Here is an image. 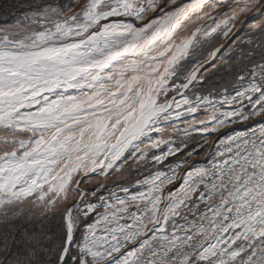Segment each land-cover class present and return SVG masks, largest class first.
Here are the masks:
<instances>
[{"label":"snow or ice","instance_id":"1","mask_svg":"<svg viewBox=\"0 0 264 264\" xmlns=\"http://www.w3.org/2000/svg\"><path fill=\"white\" fill-rule=\"evenodd\" d=\"M77 3L0 8V264H264V0ZM251 20L236 65L204 56ZM192 133L205 163L161 170Z\"/></svg>","mask_w":264,"mask_h":264},{"label":"rangeland","instance_id":"2","mask_svg":"<svg viewBox=\"0 0 264 264\" xmlns=\"http://www.w3.org/2000/svg\"><path fill=\"white\" fill-rule=\"evenodd\" d=\"M60 3L63 4H68L70 2V0H59ZM85 2V0H78V3L76 4V7L73 8V11H77L79 8V5L83 4ZM27 3V0H0V8H3L7 5H15V4H25ZM23 11V9H16L13 8L11 11V15H19L21 12ZM69 15H71L72 13H68ZM9 22L11 23V18H9ZM199 24H201L203 27L208 28V27H213V21H202L199 22ZM248 31V27L246 29H243V31H241V33L239 34V36L234 39L232 42L229 43L227 49H225V51H223L220 54V57L223 56L225 60H229L230 63H232L233 65H236L237 60L240 58L241 56V50L246 51V45L244 43V40L246 39L245 37V33ZM223 34L221 32H218L216 34L213 35V37L211 38L213 40V43L209 44V45H205V51H204V56H207V53L213 49H215L216 45L224 40ZM219 60V59H217ZM197 62L196 59H192L189 58L187 61V67L190 69L191 66L193 64H195ZM219 62V61H218ZM236 68H233V73H235ZM226 77L224 76L223 73H215L213 75H210L208 77V82H206L203 85H197L198 89H201L203 91V94L207 95L209 91L215 93L218 90H222L223 88V80ZM189 95H191V92L189 93ZM246 103V102H245ZM227 107V106H226ZM198 117L201 116V113H197L196 114ZM187 119H191V117H188ZM179 127L183 128L185 126L183 121H178L176 122ZM247 129L244 130H239V131H246ZM234 134V133H233ZM192 139H188L187 140V144L188 147L185 148L183 150V152L178 153L176 157H170L168 161L165 162V165L162 166H158L161 168V170L164 171H168L167 165L170 163H174L177 160H181L186 158L187 156V152L191 151L194 147L199 149L198 154H195L190 160H189V164H197L202 165L205 163V154L209 151H215V148L211 146V136L209 137H205L200 133H192ZM183 138V137H182ZM205 139L208 140V144H205L204 141ZM177 143H179V140L177 141ZM200 145H204V147L201 149ZM200 157H202V159H199ZM187 168V166H186ZM185 169H180L178 172V176L179 175H183L185 172ZM151 171H155V168L150 169ZM146 172H138L136 173L133 177L131 182H129L127 179H125L124 177H121L119 174H113L110 175L107 179H105L102 176L99 175H94L92 177V179L90 180L89 183H87L85 185V187L90 188V189H94L98 184H105L106 186H109L111 188H117L120 186H130L132 183H134V181L136 179H141L143 178V175H146ZM180 181L178 180L177 183H179ZM172 187V186H169ZM131 190L134 192L136 191V189L134 187L131 188ZM101 193H103L104 195H107V191L104 189H101ZM101 193H98L101 194ZM120 195H123V193H120Z\"/></svg>","mask_w":264,"mask_h":264},{"label":"bare ground","instance_id":"3","mask_svg":"<svg viewBox=\"0 0 264 264\" xmlns=\"http://www.w3.org/2000/svg\"><path fill=\"white\" fill-rule=\"evenodd\" d=\"M190 2V0H177V3L180 4V3H188ZM213 16L215 17V13L213 14ZM211 21V19H206L204 21ZM202 22V21H200ZM256 22L255 20H251V21H248V23H246L245 25L242 26L241 28V25L240 24H237V28H241V30L239 32H237V29L234 28L233 29V32L229 34V37L227 38H224V40L220 41V43L217 45V47H219L220 45H224V47L221 49V52L217 54V59H219L220 57V54L225 51V49H227L228 45L230 42H232L234 39H236L239 34L241 33V31H243V29H246L248 27V24L250 23H254ZM219 60H217L218 62ZM252 126L253 125H258V124H255L254 122H249ZM244 129H247V127H245V125H230L228 128H224V129H221V134H233L234 131H239V130H244ZM247 131V130H246ZM216 139V135H212L211 136V145H212V141Z\"/></svg>","mask_w":264,"mask_h":264}]
</instances>
